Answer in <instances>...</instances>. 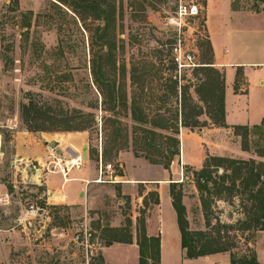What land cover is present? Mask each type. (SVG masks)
Wrapping results in <instances>:
<instances>
[{
	"label": "rangeland",
	"instance_id": "rangeland-1",
	"mask_svg": "<svg viewBox=\"0 0 264 264\" xmlns=\"http://www.w3.org/2000/svg\"><path fill=\"white\" fill-rule=\"evenodd\" d=\"M99 1L103 6L115 9V19L110 30L111 39L115 44L114 57L117 69L115 75L118 87H122L123 93L126 90L129 105L132 97L136 96L151 116L160 111L166 118L171 119L181 103V88L176 94L173 87V81L177 79L180 87L191 86L190 93L194 104L202 107L206 112V104L196 93V88L209 78L208 71L201 67H207V63L213 62L207 44V0H197L199 15L196 18L187 17L183 22L185 26H179L175 19L178 17L180 6L191 5V0ZM230 1L232 2V0H222L217 3V10L222 14L229 32L233 33L231 29L235 28L240 31L242 29L252 31L264 27V0H236L235 4L241 8L239 11L244 14L234 16L231 14ZM57 5L56 0H45L35 11L22 9L16 0H10L3 2L0 8L2 152L5 154L4 158L9 161L13 151L12 135L22 131L28 132L22 118V107L30 100L54 111L79 109L96 116L98 129L80 132L84 133L82 139L67 132L35 134H47L46 141L57 142L59 148L61 144L58 140L61 137L69 140L73 136L72 141L62 143V148L70 145L83 149V146L88 144L90 158L89 161L84 160L80 171H87L89 176L96 178L91 180L86 191L90 204L82 207H67L60 205L59 202L48 205L46 201L36 199L34 193L29 192L33 186H29L30 188L24 191L28 193L25 196L28 199L26 204L40 206L42 202L46 205L45 210L51 218L50 224L44 229L43 237L59 239V234H65L66 241L52 242L49 249L41 247L34 253V257L25 255L29 250L28 247H25L23 252L13 249L9 261L5 259L0 264H107L106 258L114 259L115 254L107 251L105 229L124 227L127 216L133 221V239L134 237L137 239V224L142 218L146 220L149 236H161L158 222L161 208L154 204L156 196L153 195L157 192L159 196L162 193L164 195L162 211L166 218L164 225L162 224L164 230L161 236L162 264H230V258L227 256H218L212 262H207L205 259L185 258L178 224L167 202L172 183L180 186L183 191V203L191 231L208 230L216 236L215 228H218L217 224H221L225 226L221 228L223 242L234 246L228 255L234 254L238 262L245 256L250 257L254 253V246L264 242V231L252 230L247 234H241L236 230L237 221L244 218V206L251 205V202L247 201L248 197L236 196L231 203L210 198L212 226L211 229H207L201 195L195 185L193 172L196 169L183 166L181 161L177 162L181 155V147L179 156L174 159L168 170L161 165H152L144 158H137L132 141L135 123L131 119L130 112L126 117L124 114L118 116V119L128 127L129 149L121 151L118 155L115 153L116 149H113L112 154L103 159L105 140L102 118L106 113L101 108V96L94 86L90 71L89 34L71 10L64 7L61 9ZM255 13L262 16L254 18L250 15ZM99 23L96 22V25ZM242 39L236 40L240 47ZM247 40V42L243 40V43L254 47L261 45L263 48L262 37L254 36ZM229 42L225 44L226 47L230 46L231 50L234 49L235 44ZM180 50L183 56L182 63L185 66H179L176 62L177 52L179 53ZM262 56L264 58V54ZM124 68L125 72H123ZM134 71L137 72L136 84L132 82ZM251 83L253 86H250V91L257 92L254 96L257 99L264 93V87L258 88L257 80L254 78L251 79ZM202 92L203 96L208 97L207 88H203ZM95 105H99V108L92 109ZM259 110L263 113L264 106L255 107L253 114L259 115ZM200 120L203 127L193 130L180 129V143L183 137L182 131L188 130L196 135L202 132V137H205L215 128L207 114H203ZM251 120L256 121V118ZM8 126L13 130H9ZM237 127L220 131L223 133H212L214 134L212 140L215 143L212 145L214 155H211L205 146L199 156L204 157L205 152L206 159L209 156L223 157L237 161H255L264 165V131L261 134L251 132L248 138L243 139L241 135L244 129ZM247 128L250 131L252 129ZM156 131L164 135L171 134L162 130ZM157 142L162 145L165 141L159 137ZM107 143L111 149L112 144L110 141ZM243 143L248 150L243 149ZM92 150L95 153L91 158ZM240 150L245 153L241 155ZM153 152L157 156L156 150ZM6 172L3 180L10 182L11 173L9 170ZM222 173L223 170H220L219 174ZM123 181L129 184L125 189L119 184ZM164 184H168V192L164 187L162 188ZM141 194L147 196V206H144ZM118 224L121 226L114 227ZM123 255L128 264H139V257L135 252Z\"/></svg>",
	"mask_w": 264,
	"mask_h": 264
},
{
	"label": "trees",
	"instance_id": "trees-1",
	"mask_svg": "<svg viewBox=\"0 0 264 264\" xmlns=\"http://www.w3.org/2000/svg\"><path fill=\"white\" fill-rule=\"evenodd\" d=\"M59 8L64 7L71 10L82 22L84 29L90 39V71L94 86L101 96V108L106 113L102 118V131L104 134L103 159L108 158L113 149L116 155L121 151L129 149L130 134L128 127L118 119L124 114L134 121L133 144L134 154L137 158H144L152 165H161L169 169L171 163L180 154V129L193 130L203 127L200 117L207 114L215 126L226 127L225 124V74L220 73L213 66L214 63H207L203 70L208 71V80L196 88V93L206 104L207 111L194 104L190 93V85L179 86L178 80L173 81V87L178 94L181 88L180 108H177L171 119H168L156 112L151 116L141 105L136 96L132 97L131 105L128 103V96L121 86L118 87L116 79V62L114 57L115 44L111 39L110 30L115 19V9L107 8L99 0H56ZM232 9L239 11L236 0H232ZM62 9V8H61ZM90 21V24H88ZM96 22H100L96 25ZM208 49L212 53L211 43L208 39ZM177 66L175 65V69ZM125 72V68L123 70ZM215 74V75H213ZM124 75V73H123ZM137 72L132 74L133 84L137 83ZM242 73L238 69L235 81V90L238 91L241 83ZM121 87V88H120ZM207 88L208 97L203 96L202 89ZM99 105L92 106L98 109ZM22 118L27 131L39 132H67L80 133L98 129V122L93 113H85L79 109L54 111L39 105L38 102L30 100L22 107ZM244 129L241 135L243 139L249 137L250 133L261 134L264 131V122L261 125L252 127H237ZM156 130L170 132V135L160 134ZM161 137L165 142L159 145L157 139ZM107 141H110L112 148L109 149ZM136 145V148H135ZM243 149L248 150L243 143ZM157 152V156L153 151ZM95 151H91V158ZM264 165L255 161L245 162L235 159L209 156L199 171L193 172L195 185L201 195L203 213L206 220V228L211 229V201L224 200L231 203L236 196L246 195L247 201L251 202L249 207L244 209V218L237 221L236 230L241 234H247L252 230L264 231ZM223 170L222 174L219 171ZM230 172V173H229ZM180 186L172 183L170 186V197L172 206L176 212L177 224L181 237V248L185 258L198 259L213 254L231 252L234 246L227 245L221 237V228L225 226L217 224L216 236L212 232L190 230L187 219V210L183 203V191ZM179 188V189H178ZM153 193V192H152ZM155 205H160V196L157 192ZM143 197L144 206L148 205L147 196ZM40 208L45 209V204L40 202ZM130 214V213H129ZM133 221L127 216L126 225L121 228H107L106 247L113 244H132ZM136 243L139 247V264H161V237L149 236L146 229L145 218L139 219L137 224ZM103 260V259H102ZM231 264H261L257 261L255 252L245 256L241 261H236L234 254L230 256Z\"/></svg>",
	"mask_w": 264,
	"mask_h": 264
},
{
	"label": "crops",
	"instance_id": "crops-1",
	"mask_svg": "<svg viewBox=\"0 0 264 264\" xmlns=\"http://www.w3.org/2000/svg\"><path fill=\"white\" fill-rule=\"evenodd\" d=\"M22 9L35 10L40 8L45 0H16ZM222 0H207L206 11V31L208 39L211 43L213 50V63L214 67L220 69L225 74V124L226 127H216L210 130V134L202 137V132L196 135L195 133L185 130L182 131L181 138V155L178 157L177 162L182 163L183 166H191L196 170L203 167L206 154L203 153L204 157H200L201 149L204 151L206 146L207 150L211 155L214 149L212 145L215 144L212 140V133H223L220 131L231 130L236 126L254 127L261 125L264 122V111L260 114H253L255 107L260 108L264 106V93L257 99L254 98L255 94L251 93L250 86L251 79L257 80L258 88L264 87V45H252L244 44L243 40L248 41L247 38H254V36H260L264 40V27H259L251 31H242L238 29H231L229 27L222 14L217 10V3ZM3 2H10V0H0V8ZM230 4L231 1H230ZM231 14L238 15L244 14L240 11H234L231 7ZM254 18L262 16V14H250ZM264 15V14H263ZM235 30V31H234ZM252 34V36H251ZM241 35V36H240ZM242 39V46H239L237 39ZM250 40V39H249ZM230 41V42H229ZM236 41V42H235ZM235 44L234 49L228 46L226 43ZM258 57V58H257ZM238 69L242 70V80L240 83L239 90H235V81L237 77ZM243 81V82H242ZM255 86V84H254ZM251 118H256V121H252ZM254 122H257L254 123ZM9 130H13L10 126ZM74 136H80L84 133H70ZM1 138L2 133L0 132ZM12 153L10 160H6L4 152L0 154V199L7 198L6 202H0V262L3 260L9 261V255L11 251L18 250L23 252L25 247H28V251L25 252L26 256L34 257V253L41 247L49 249L52 242L66 241L67 235L59 234L56 239L44 238V229L50 224L51 218L48 212L43 209L38 212L37 216L28 213L29 206L26 204L27 198L25 197L28 193L24 192L29 189V186H33L29 189L30 193H34L36 199L44 200L48 205L60 203L67 207H78L88 206L90 204L87 189L91 180H94L96 176H89L87 171L73 170L68 176L67 180H64L59 174H47L40 182L37 179L34 169L30 166V163L37 162L44 163L49 160L55 150L46 146V140H48L47 134L42 133L41 135L30 133L29 131L17 132L12 135ZM64 140V141H63ZM73 136L69 140L61 137L58 141L61 144L72 141ZM242 155L245 152L239 151ZM9 170L10 182L4 181V174ZM79 171V172H78ZM36 174H39L37 171ZM97 183H100L97 181ZM122 185V189L128 187V183L123 181L119 182ZM165 188L168 192V184H164L162 188ZM170 194V193H169ZM89 202V203H88ZM169 209L174 213V220L177 221L176 212L172 206L171 197L167 199ZM164 205V195H160V205L158 213V222L160 223L161 236L165 223V214L162 211ZM40 207V206H39ZM9 222V223H8ZM116 225L114 227H120ZM151 229V227H149ZM160 236V237H161ZM134 237L132 244H120L116 243L108 250L111 254H115V258H106L107 264H128L123 258V254L135 252L139 257V247ZM254 252L256 259L259 263L264 264V242L261 245L254 246ZM162 251V247H161ZM218 256H227L230 258L228 253H219L209 255L205 258L207 262H212ZM105 259V258H104ZM187 259V258H186ZM77 264V263H76ZM162 264V254H161ZM231 264V263H230Z\"/></svg>",
	"mask_w": 264,
	"mask_h": 264
},
{
	"label": "built area",
	"instance_id": "built-area-1",
	"mask_svg": "<svg viewBox=\"0 0 264 264\" xmlns=\"http://www.w3.org/2000/svg\"><path fill=\"white\" fill-rule=\"evenodd\" d=\"M199 15V6L197 0H191V5H184L180 6L178 17L175 19L177 24L179 23V26H185L184 20L187 19V17L196 18V16ZM182 51L177 52L176 56V62L179 64V66H185L183 65L182 61ZM190 57V56H189ZM62 153L57 154L53 153L51 158L47 160L44 163L37 162L30 163V166L34 169V173L39 180V182L47 176V174H59L62 176L64 180H67L68 176L73 170H80L83 163L85 162L83 159L82 154V148H77L75 146H66L61 147ZM2 153V140L0 135V154ZM37 171H39V174H36ZM7 198L0 199V202L2 201L5 203ZM40 210H43L40 208L37 204H30L28 213L31 215L37 216L38 212Z\"/></svg>",
	"mask_w": 264,
	"mask_h": 264
},
{
	"label": "water",
	"instance_id": "water-1",
	"mask_svg": "<svg viewBox=\"0 0 264 264\" xmlns=\"http://www.w3.org/2000/svg\"><path fill=\"white\" fill-rule=\"evenodd\" d=\"M200 130L202 131V129H200ZM45 144H46V146H48V147L52 148L53 150H55L58 155L62 153V149H60L58 147V143L57 142L51 141V142H46ZM82 154H83V159L86 160V161H89L90 148H89L88 144L83 146Z\"/></svg>",
	"mask_w": 264,
	"mask_h": 264
},
{
	"label": "bare ground",
	"instance_id": "bare-ground-1",
	"mask_svg": "<svg viewBox=\"0 0 264 264\" xmlns=\"http://www.w3.org/2000/svg\"><path fill=\"white\" fill-rule=\"evenodd\" d=\"M64 141V140H63Z\"/></svg>",
	"mask_w": 264,
	"mask_h": 264
}]
</instances>
